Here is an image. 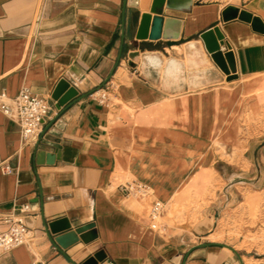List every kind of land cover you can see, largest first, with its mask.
I'll return each instance as SVG.
<instances>
[{
    "label": "crops",
    "instance_id": "0c3cea01",
    "mask_svg": "<svg viewBox=\"0 0 264 264\" xmlns=\"http://www.w3.org/2000/svg\"><path fill=\"white\" fill-rule=\"evenodd\" d=\"M193 1L189 11H160L182 21L168 39L136 37L151 0L126 5L121 42L123 0H0V93L28 87L49 103L40 134L26 144L0 110V164L12 168L0 169V231L3 215L23 203L32 209L29 242L0 250V264H264L262 253L209 238L217 211L241 203L244 190L264 188V131L233 136L223 150L212 136L241 95L264 88V0ZM229 5L251 21H224ZM212 27L234 72L224 73L205 49L200 33ZM104 87L109 100L100 104ZM206 169L222 194L185 234L150 229L145 211L118 189L135 179L152 188L150 201L165 202L201 183ZM50 222L93 223L84 233L96 237L57 248ZM204 242L212 244L197 247Z\"/></svg>",
    "mask_w": 264,
    "mask_h": 264
},
{
    "label": "rangeland",
    "instance_id": "374dc122",
    "mask_svg": "<svg viewBox=\"0 0 264 264\" xmlns=\"http://www.w3.org/2000/svg\"><path fill=\"white\" fill-rule=\"evenodd\" d=\"M236 2L238 0H216ZM264 131V88L252 89L240 96L235 110L229 115L223 130H214L213 144L217 149H224L225 142L231 137L249 136ZM236 139V138H235ZM233 151L236 147L233 146ZM201 181L193 186H186L170 200L163 201L164 212L155 219L156 232L162 234H185L200 219L207 206L218 199L220 182L209 171L205 170L198 177ZM154 194V193H153ZM153 195L132 197L131 201L141 207L149 216ZM242 202L235 207L220 209L215 217L218 220L216 233L211 240L236 242V248L255 251L264 255V188L256 191L250 189L242 193ZM142 202V205H141ZM218 232V233H217Z\"/></svg>",
    "mask_w": 264,
    "mask_h": 264
},
{
    "label": "built area",
    "instance_id": "2783aa9c",
    "mask_svg": "<svg viewBox=\"0 0 264 264\" xmlns=\"http://www.w3.org/2000/svg\"><path fill=\"white\" fill-rule=\"evenodd\" d=\"M96 100L100 104H107L109 93L107 88L98 90ZM1 112L13 119L20 127L22 141L34 142L42 129V123L48 115L49 103L46 97L33 93L28 87L21 88L13 97L0 93ZM3 173H10L12 168L5 161L0 164ZM118 189L126 196L147 197L153 195L152 188L141 181L132 179L118 185ZM165 210V204L159 199H153L149 209V227L156 230L154 222ZM32 211L29 203L19 206L18 212L3 215L2 220L7 225L0 231V250L8 251L17 246L24 245L31 238V229L25 222V217ZM33 264H49L46 261H37Z\"/></svg>",
    "mask_w": 264,
    "mask_h": 264
},
{
    "label": "water",
    "instance_id": "95a60500",
    "mask_svg": "<svg viewBox=\"0 0 264 264\" xmlns=\"http://www.w3.org/2000/svg\"><path fill=\"white\" fill-rule=\"evenodd\" d=\"M137 0H123L122 15H121V42L124 39V18L126 5L133 6ZM193 0H151L150 13H144L141 16L138 31L136 33L137 38L148 37L149 39H157L159 37L163 39L177 38L180 34L182 21L181 19L160 15V11L163 7L178 11H189L193 5ZM233 18H239L245 21H251L250 13L239 10L234 6H227L222 11V19L228 21ZM257 20L254 17L253 23ZM205 49L210 55L211 59L218 65V67L226 74L230 71L234 72L232 66L231 51L223 52L221 45L224 44L223 35L219 31L218 27H212L204 30L200 33ZM93 223L72 227L70 224L63 228L57 229L56 223L50 222L46 224L48 236L54 246L61 249H67L72 244L80 240L83 243H89L95 239V232L85 234L84 232L93 228ZM212 244L211 242H204L197 244V247H204ZM220 245L229 248L236 255L239 256L238 252L231 246L219 243ZM98 259V255L94 256ZM93 259H89L85 264H94Z\"/></svg>",
    "mask_w": 264,
    "mask_h": 264
},
{
    "label": "bare ground",
    "instance_id": "6f19581e",
    "mask_svg": "<svg viewBox=\"0 0 264 264\" xmlns=\"http://www.w3.org/2000/svg\"><path fill=\"white\" fill-rule=\"evenodd\" d=\"M131 204V203H130ZM132 205H135L134 203ZM141 205H142V202H141Z\"/></svg>",
    "mask_w": 264,
    "mask_h": 264
}]
</instances>
